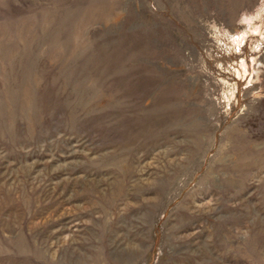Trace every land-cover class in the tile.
Masks as SVG:
<instances>
[{"label":"rangeland","instance_id":"374dc122","mask_svg":"<svg viewBox=\"0 0 264 264\" xmlns=\"http://www.w3.org/2000/svg\"><path fill=\"white\" fill-rule=\"evenodd\" d=\"M0 264H264V0H0Z\"/></svg>","mask_w":264,"mask_h":264},{"label":"clouds","instance_id":"9594fccd","mask_svg":"<svg viewBox=\"0 0 264 264\" xmlns=\"http://www.w3.org/2000/svg\"><path fill=\"white\" fill-rule=\"evenodd\" d=\"M256 95H260V93H255Z\"/></svg>","mask_w":264,"mask_h":264}]
</instances>
